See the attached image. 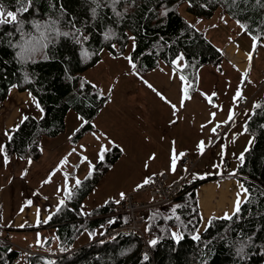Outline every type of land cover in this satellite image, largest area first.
<instances>
[{
    "label": "trees",
    "instance_id": "obj_1",
    "mask_svg": "<svg viewBox=\"0 0 264 264\" xmlns=\"http://www.w3.org/2000/svg\"><path fill=\"white\" fill-rule=\"evenodd\" d=\"M98 3L101 6L96 9L95 19L91 15V8L96 7L93 0H32L28 12L20 17L24 21V31L34 35L38 33L32 28V21L59 20L60 31L70 33L69 21L75 23L83 34L90 36L86 47L93 55L88 60L82 61L80 46L71 35L55 36V42L49 43L47 49L31 58L25 56L18 60V49L11 48L9 41H19L20 33L12 25H0V104L8 95L10 85L17 84L15 88L31 93L42 110L40 118L27 116L11 131L4 144L9 159L38 160L41 137H54L62 132L69 110L88 121L72 134V143L92 128V119L104 103L95 98L98 89H92L90 82L80 87V78L100 59L101 49L113 54L124 52L129 37H134L129 57L135 64L132 70L138 74L151 71L162 62L171 65V60L182 53L183 67L178 72L189 84L188 93H193L198 69L205 65L219 67L223 57L197 27V20L208 19L218 10L234 21L240 20L246 25V31L256 34L259 41L264 37V0H192L191 7L187 0H116L115 12L120 16L113 11L112 0H98ZM0 4L8 10H15L17 6L16 0H0ZM182 11L194 16V20H189ZM188 23L194 27L189 28ZM108 28L115 36L105 40L102 33ZM43 53L49 59H43ZM25 76L29 79L25 80ZM256 102L260 107H252L243 125L253 142L244 151L234 176L248 189L247 197L239 210L229 216L231 219L211 217L206 228L198 233L199 240L192 239L200 220L196 191L207 182L228 176L187 178L170 203L149 209L142 224L148 237L145 241L155 239L157 243H148L147 260L141 254L144 241L135 233H109L111 229L129 223L126 213L114 214L116 207H125V198L117 200L119 203L109 199L87 214L78 211L81 199L119 156L120 149L114 146L106 154L107 162L97 163L91 176L71 191V197L61 199L65 203L45 224L40 222L36 227L21 229L26 232L49 230L48 236L44 235L39 244L47 254L35 253L21 258V252L0 240V264L21 261L27 264H264V91ZM173 228H178L181 233L178 242L172 239ZM84 230L97 234V238L72 247ZM249 237L251 243H245L244 259L241 260L236 255L237 242Z\"/></svg>",
    "mask_w": 264,
    "mask_h": 264
},
{
    "label": "rangeland",
    "instance_id": "obj_2",
    "mask_svg": "<svg viewBox=\"0 0 264 264\" xmlns=\"http://www.w3.org/2000/svg\"><path fill=\"white\" fill-rule=\"evenodd\" d=\"M197 27L202 29L205 37L221 51L223 57L219 67L205 65L198 69L195 90L193 93H188L190 98L185 99L183 103L184 108L190 105L192 110L195 111L194 113L202 115V119L207 123V129L212 138V146L206 156L203 153L196 161L191 177L214 176L220 178L228 176L224 179L207 182L198 188L197 206L200 220L197 231H199L206 226V220L216 215H225L224 212L218 213L219 209H213L215 201L211 203V200H205V196L216 199V196L221 194L228 193L230 195L233 190L227 184L237 181L234 176L237 166L242 162L240 154L244 153L245 149L252 145L253 138L243 130V125L251 112L253 102H256L263 92H261L260 96H256L250 101V96L259 88V83L262 80L260 70L264 68V37L258 42L256 49L253 50L249 33L247 31L241 32L236 21L218 10L208 19L202 18L200 23H197ZM132 46V39H129L126 49L121 52L123 55H120L121 53L113 54L107 49H103L100 53L99 63L96 62L82 73L84 79L91 84H96L97 89L103 90L106 95L109 87L112 88L110 102L104 103L92 119V123L96 124V128L87 130L77 142L72 143L70 138L81 121L77 118V113L74 110H69L65 116V126L62 132L54 137H41V154L38 160L35 161L34 171L32 174H26L25 177L20 179L21 183L14 184L16 190L24 183L28 190H33L34 186L38 192L53 200L60 201L64 199L63 174H69V189L71 192L76 187V178L82 181L88 176V163L91 162L94 166L93 170H95L96 164L101 161L97 158L100 143L103 142L106 148L102 162H107L106 154L115 148L114 145H109L102 139L97 140L92 135V132L95 131L97 134L100 132L106 133L108 137L115 141V146L119 149L123 147L124 151H120L119 156L110 163L105 173L101 175L90 191L81 199L78 211L81 214H87L109 199L120 200L119 194L121 192L124 193V198L132 195L135 201L148 199L144 193L135 194L138 189L136 185L142 184V181L146 178L149 180L154 174L163 173V170L160 169L163 167L162 163L157 161L156 158L161 153L158 149L150 147L149 143H152V138L158 139L159 137H164V135L169 136V127L173 124L170 121L173 120L174 116L169 104L161 101L142 82L146 79L148 83L171 101V104H174V98L176 97L173 96L174 93L178 92V89L180 90V86L186 84L188 87L189 84L186 79L181 81L180 74L176 75L174 72L172 74L177 77V81H167L165 74L156 79L153 72L149 73L147 77H143L142 74H134L136 72L130 67L129 61L124 58L129 57ZM249 51L253 52L251 59H248L244 71H238L233 64L236 61L237 53L247 54ZM180 63L183 64V60L178 61L177 65ZM262 72H264V69ZM253 85L255 90L251 91L249 86ZM238 86L241 90V95L234 100L233 97ZM148 88L152 91V93L150 92V98L155 100L154 106L150 105L144 94L143 89L146 90ZM140 89L141 91H139ZM202 93L209 96L215 93V96L211 97L212 103H209ZM138 98L140 102L142 98L144 99L137 106L133 103ZM191 98L195 100L194 104L191 103ZM31 99L37 106L36 99L33 96ZM28 103L24 104L21 112L23 115L33 114L34 112L32 104ZM206 107L210 112L217 110V114L221 115L223 119L208 123L209 119L205 117L206 112H204ZM229 109L233 113L232 119L227 124L219 123L227 120ZM165 115L169 123L162 127ZM120 118H126L124 125L120 124ZM229 122H231L230 125ZM216 125H219L222 130L213 133L210 129ZM230 128H232L231 134L227 130H230ZM174 133L175 129L172 130V134ZM81 145L84 147L81 148ZM221 146H223L222 155ZM195 152L193 154L200 155V152ZM68 153H71L68 155V162L57 169L59 160ZM153 153H155V158L149 160L148 157ZM175 153L179 154L178 152ZM81 156L87 157V160L81 162ZM146 164L147 167H145ZM53 169L57 170L53 172ZM181 169L185 170L182 166ZM50 172L51 176L49 177ZM46 179L48 182L45 183ZM234 186L237 193H243L241 189H238V187L240 188L239 184L238 187L236 184ZM58 188L60 191L57 190ZM173 232L181 235L178 228H173ZM48 233L47 230L33 232L10 231L9 241L15 247H24L27 244H41L44 240V235L47 237ZM144 235L148 239L145 233ZM96 236L97 234L92 235L87 230H84L71 246L84 245L96 239ZM21 255V258L27 256L26 254ZM18 264H27V262L21 261Z\"/></svg>",
    "mask_w": 264,
    "mask_h": 264
},
{
    "label": "crops",
    "instance_id": "obj_3",
    "mask_svg": "<svg viewBox=\"0 0 264 264\" xmlns=\"http://www.w3.org/2000/svg\"><path fill=\"white\" fill-rule=\"evenodd\" d=\"M183 14L189 20H194V16H191L186 12H183ZM247 61H248L247 54L240 52L237 53L236 61L233 64L235 65V68L238 71L242 72L244 71ZM181 65L182 63L178 64L175 67V71H174V66L172 64L168 65L162 62L152 71L143 73L142 76L147 77L149 73L153 72V74L156 76V79H159L162 76V74H165L167 76V81H177V77L173 75L172 72H174L176 75H179L178 69L181 67ZM232 69L236 71L234 68ZM260 77L262 79V76ZM260 83H264V80L262 79ZM260 83H259V88L250 96L249 98L250 101H252L256 96H260L261 92L264 91L263 90L264 86L260 87ZM142 84H145L144 81L142 82ZM181 87L182 86H180V90L178 89V92L174 93L173 96L176 97L174 98V104L177 107L175 110L176 115L172 120L173 124H171V126L169 127L170 130L169 136L164 135V137H159L158 139L152 138L153 144L149 143L150 147H154L155 149H158L161 153L160 156H156V158L157 161L162 163L163 167L160 169H162L163 172L168 176L169 178L168 183L177 181V179H179L181 174L184 173V171L181 169V166L179 164V156H180L179 154L182 153V151L185 150L190 151L196 160L199 159V157H201L203 153H205L204 156H206L209 151V148L212 146L211 145L212 138L207 129V123L202 119V115L198 113H194L195 111L192 110V107H190V105L187 108L181 106V103L179 102V97L182 95ZM249 87L251 91L255 90L254 85ZM139 91H141V89ZM143 91L148 101L150 102V105L154 106L155 100H152V98H150L151 97L150 92L152 93V91H150L149 88L146 90L143 89ZM28 94H29L28 91H18L15 87L11 88L9 89L6 98L0 104V143L5 144V142L10 136V135H5V132H8L10 134L11 131L13 130V126H17L19 122L23 120L25 117L31 116L35 119H38L42 116V110L40 109V107L38 108L35 105V103H33L31 99L32 96L30 97ZM143 99L144 98H142V101ZM190 101L192 104H194L195 102V100L192 98L190 99ZM27 102H29L28 104H32L34 112L33 114L23 115L21 112L22 109L24 108V104ZM141 102L139 101L138 98V100L133 104L138 106V104L140 105ZM170 108L173 112L171 106ZM214 111H215L214 112L215 116L213 117L212 115H210V113L213 112H210L207 107L204 110V112H206L205 117L213 123L216 120L223 119L221 115L217 114V110ZM125 119L126 118L119 119L121 125L125 124ZM168 123L169 121L166 119V115H165L164 122L162 123V127L166 126ZM230 124L231 122H229V125ZM174 129H175V133L172 134V130ZM227 130L229 134H231L232 128H230V130L229 129ZM200 141H204L203 152L200 153V155L193 154V152L196 153L195 152L197 151L196 145ZM173 147L175 152L179 153V154L176 153L178 168L176 162L175 170H170V157ZM35 161L31 160V164H29L27 159L22 160V159H17L16 157H12L11 159H9L8 164L5 165L3 163L2 157H0V230L1 231L8 230L9 237H10V231H21V229H25L28 227H36L40 222L42 224H45L47 220L50 218V216L53 214V212H55L57 209L56 205L59 203V201L53 200L48 196H44L41 192H38V190H36L34 186H33V190H28L24 183L21 184V187L18 190H16V188L14 187V184L18 182L21 183L20 179L25 177V175L23 177H21L20 175L22 170L26 168L27 169L26 174L33 173ZM235 184L237 187L238 184L241 185V183L237 181L232 184L229 183L227 184V186L231 187L233 190L232 192H230V195L228 193L221 194L219 196H216V199L208 198L205 196V200L207 201L211 200V203H214L213 201H215V203L213 204V209H219L218 213L224 212V213H228V215L230 216L232 213L235 212L234 208L237 202V190L235 189L234 186ZM238 189L240 190L239 187ZM196 197H197V191H196ZM244 199H245V193L243 192L240 194L239 204H241V202ZM29 200L31 201L30 204L27 203V201ZM211 203L209 202V204ZM215 217L218 218L225 217V215H221V216L216 215ZM206 221L208 224L209 220ZM206 226L201 230L197 231L196 234L203 231L206 228ZM43 230H47V229H43ZM47 231L49 232V230Z\"/></svg>",
    "mask_w": 264,
    "mask_h": 264
},
{
    "label": "snow or ice",
    "instance_id": "obj_4",
    "mask_svg": "<svg viewBox=\"0 0 264 264\" xmlns=\"http://www.w3.org/2000/svg\"><path fill=\"white\" fill-rule=\"evenodd\" d=\"M115 2L116 0H112V8L113 11L115 12ZM189 7H191V3L192 0H187ZM246 2V0H245ZM17 6L15 7V10H8L6 9L3 4H0V25H12L15 27L16 32L20 33V40L17 42H12L9 41V46L13 49H18V51H16V58L18 60H23L25 58V56H27L28 58H31L32 56L36 55L37 53L41 52L42 49H47L49 46V43H54L55 42V36H60L63 35L64 37H68L71 35V38L75 41L76 44H78L80 46L79 48V53L81 56L82 61L83 60H88L91 58V56L93 55V53L89 52L87 47H86V42L89 41L90 36L89 35H85L82 32V29L80 27H77L75 23H72L71 21H69V24L71 26L72 32H68V31H64L61 32L60 29L57 27V24L60 23L59 20H53V19H49L46 22H38V21H32V28L35 30V32L38 33V35H34L32 33L29 32H25L22 25L24 24V21L20 18L22 16L23 13L28 12L29 8L31 7V3L32 0H16ZM93 3L96 5V7L91 8V15L92 18L95 19L97 17V11L96 9L98 7H100L101 5L98 3V0H93ZM202 7H206V5H201ZM167 11V10H166ZM162 13L163 14H166ZM116 16H120L119 12H115ZM221 19H223V17H221ZM199 22V20H197V23ZM187 23V22H186ZM237 25L239 26L241 32H245L246 31V25L243 24L240 20L236 21ZM188 27L192 28L194 27L193 24L188 23ZM49 33L54 34V35H48ZM9 35H15V33H9ZM103 37L105 40H108L110 37L115 36V33L112 31L111 28L106 29V31L104 33H102ZM250 37H251V47L253 50L256 49L257 44L259 42V37L256 34H252L249 33ZM129 39H132L133 41L135 40L134 37H129ZM231 39V38H229ZM134 46V45H133ZM113 47H115V45H113ZM103 49H101L102 51ZM111 55V53H110ZM120 55H123L122 53ZM253 55L252 51H249L247 53V57L250 60L251 57ZM125 59H127L129 61V65L130 67H132L133 69H135V64L132 62L130 57H124ZM43 59L47 60L49 59V56L46 53H43ZM184 56L183 54H178L174 59L171 60V64L174 66V71H175V67L177 66V62L180 60H183ZM97 63H99V61H97ZM181 67H183V65H181ZM235 67V65H234ZM137 74L138 73H134ZM69 79H72L71 76L68 77ZM141 79H143L142 77H140ZM29 79V77L25 76V80ZM81 79V85L80 87L83 88L84 85L86 83H89L88 81H86L84 78H80ZM180 80L181 81H185V77L183 74L180 75ZM144 83L147 85V87H149L155 94L156 96L159 97V99L165 103L170 104V106L173 109L172 115L175 116L176 115V105L175 104H171V101H169L161 92H159L157 89H155L153 87V85H151L150 83H148L147 81H144ZM17 84H12L10 85V89L17 87ZM91 88L92 89H97V85L96 84H91ZM111 92H112V88L109 87V89L107 90V95L104 93L103 90H97L95 92V98L96 99H100L102 100L103 103L107 104L108 102H110L111 100ZM189 89L187 87V85L185 84L184 86L181 87V97H180V103L181 106H183L184 100L185 99H189L190 96L188 95ZM202 95L205 96V98L209 101V103H212V96H215V93H212L211 96H209L208 94L202 93ZM241 95V90L239 88V86L237 87L236 91H235V95L233 97V99L235 100L237 97H239ZM29 96H31V93H29ZM37 107H39V105L37 104ZM260 104L258 102H253V109L259 108ZM255 114V113H253ZM210 115H212L213 117L215 116V113H210ZM233 113L232 110L229 109V113H228V118L227 120H223L220 121L219 123H228V121H230L232 119ZM77 118L81 121V124L78 126L77 129H74V132L79 131L81 128H83L86 124H88V121L80 114H77ZM170 123H173V121H170ZM208 123H211V121H209ZM16 126H13V129H15ZM92 129L96 128V124L93 122L91 124ZM203 127V126H201ZM216 127H218V125L212 127L210 130L215 133L216 132ZM262 127H264V125H262ZM5 135H10L8 132H5ZM92 135L97 139V140H103L106 141L107 144L109 145H115V141L112 140L110 137L107 136L106 133L104 132H100L99 134H97L95 131L92 132ZM174 144V142H173ZM84 146L81 145V148H83ZM196 149L198 152L202 153L204 150V141H200L197 143L196 145ZM73 151H75L73 149ZM106 151L105 148V144L103 142L100 143L99 145V150L97 153V158L98 160H103L104 159V153ZM120 151L123 152L124 149L123 147H120ZM245 151H247V149H245ZM71 153L66 154L64 157H62L58 164H57V169H59L61 166L65 165L68 162V155H70ZM184 153H180L179 155H183ZM223 154V146H221V155ZM0 157H2L3 159V163L5 165L8 164L9 162V157L8 154L5 152V145L0 143ZM155 158V153L151 154L148 159L152 160ZM244 158V153L240 154V159L243 160ZM87 160V157L81 156V162H84ZM177 162V154L175 153L174 147L172 149V153H171V157H170V170H175V165ZM28 163L31 164V160H28ZM215 167V165H213ZM93 165L91 164V162L88 163V176H91L92 171H93ZM145 167H147V164L145 165ZM57 169H53L52 171H56ZM27 173V169L25 168L24 170L21 171L20 175L21 177H23L24 175H26ZM64 186H63V193L65 194L66 198H70L71 197V192L69 189V174L68 173H64ZM51 176V172L49 173V177ZM87 178V177H86ZM45 183L48 182V180L46 179L44 181ZM150 181L146 178L144 181H142V184H147ZM81 184V181L76 178L75 179V185L79 186ZM142 184H137L136 188H140L142 186ZM240 189L241 191H243L245 193V198L247 196L248 193V189L244 187L243 184L240 185ZM58 191H60V189H57ZM35 194V193H34ZM120 198L123 199L124 198V193H120ZM262 195H264V193H262ZM239 200H240V193H237V202L235 204V208L234 211H238L240 204H239ZM117 203H119V201H116ZM27 203H31V201H27ZM65 203L64 200H60L59 203L56 205L57 210H59V208L61 207V205H63ZM107 203V201L105 202ZM225 218L226 219H231V217H229L228 213H225ZM112 221H109V223H111ZM182 238V236L180 234H177L176 232L172 233V239L174 241H179ZM192 239L193 240H199V235L198 234H193L192 235ZM148 243L150 245H155L157 243V241L155 239L149 240ZM239 244V246L236 248V255L239 259L243 260L244 259V247H245V243H251V239L250 237L246 239V241H238L237 242ZM144 259L147 260L148 257L147 255L144 256Z\"/></svg>",
    "mask_w": 264,
    "mask_h": 264
},
{
    "label": "built area",
    "instance_id": "obj_5",
    "mask_svg": "<svg viewBox=\"0 0 264 264\" xmlns=\"http://www.w3.org/2000/svg\"><path fill=\"white\" fill-rule=\"evenodd\" d=\"M264 77V74H263ZM263 86V83H260ZM220 129V126L217 127ZM183 155H180L179 164L185 168V174L181 178L171 184H167V175L165 173L154 174L150 177L149 183L143 184L140 188L135 191V194L144 193L148 199L135 201L132 195L125 198L126 205L124 208L120 206L116 207L114 214L126 213L129 223L127 225L111 229L109 233L121 232L129 234L135 233L136 236L140 237L144 241V245L141 250L142 255H146L149 252L148 243L145 241V235L140 230V226L146 218V210L150 206H161L170 203L181 186L185 182L187 175L191 173L196 163L195 158L188 151H184ZM8 233H5L3 237L0 236L1 241H6ZM23 255L35 254L45 252V249L40 246H28L26 249L20 248Z\"/></svg>",
    "mask_w": 264,
    "mask_h": 264
},
{
    "label": "bare ground",
    "instance_id": "obj_6",
    "mask_svg": "<svg viewBox=\"0 0 264 264\" xmlns=\"http://www.w3.org/2000/svg\"><path fill=\"white\" fill-rule=\"evenodd\" d=\"M261 74H262V75H261V76H262V79L264 80V77H263L264 72L261 71ZM263 85H264V83H263ZM152 207H156V206H150L149 208H147V210H146V215H147L149 209L152 208ZM146 217H147V216H146ZM145 219H146V218H145ZM143 222H144V221H143ZM141 228H142V224H141V226H140V230L142 231ZM142 233H143V231H142ZM143 234H144V233H143ZM28 246H39V244H29V245H27V246H24L23 249H26ZM45 254H47L46 250H45V252H42V253H41V255H45ZM26 255H32V254L30 253V254H26Z\"/></svg>",
    "mask_w": 264,
    "mask_h": 264
}]
</instances>
